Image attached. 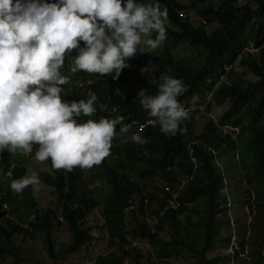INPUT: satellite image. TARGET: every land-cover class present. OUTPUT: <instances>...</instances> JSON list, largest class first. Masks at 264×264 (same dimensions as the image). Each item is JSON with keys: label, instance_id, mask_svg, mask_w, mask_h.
<instances>
[{"label": "trees", "instance_id": "obj_1", "mask_svg": "<svg viewBox=\"0 0 264 264\" xmlns=\"http://www.w3.org/2000/svg\"><path fill=\"white\" fill-rule=\"evenodd\" d=\"M206 1L208 0L181 3L176 0H135L137 3L158 2L162 9L167 8L166 38L162 48L148 51L142 57L136 54L129 59L126 63H135L136 71H129L126 67L121 72L122 79L119 77L118 80H113L114 73L101 76L77 71L73 74L70 69L74 61L66 55L60 71L69 77V83L62 86L63 89L70 90L72 87L79 99L85 101L89 98V93L97 96L95 102L97 111L90 117H84L97 121L105 116L115 118L110 117L107 112L116 104L121 114L119 116L124 117L122 121L124 125L131 123L133 119L145 122L152 117L142 109L136 97L142 88L148 94L155 95L161 73L182 79L186 90L178 97L179 102L183 106H186L185 102L193 105L192 98L196 96L198 97L196 106L202 103L205 94L218 83L220 70L224 65L231 66L228 71L229 83H223L216 91L217 100L221 102L227 97L235 100L234 106L242 108L243 112L252 108H264V46H262L264 37L256 42L255 47L258 48L256 55L242 54L246 45V41L242 39L244 37L242 27H248L256 14L258 19L252 23L250 32L264 34V0H251L241 5H238L237 0L208 3L206 8L199 9V14L205 19L206 24L218 23L212 32L206 29L204 23L195 27L190 18L184 17L181 13L191 7L198 8L199 3ZM186 42L193 49H199V55L187 59L188 51L180 49ZM177 51H183L182 57H174L173 53ZM247 74L251 75L249 79L244 78ZM78 81H92V88L89 86H83L82 89L74 88ZM120 89L123 93L118 92ZM190 116L189 120L182 122V131L175 135L161 133L158 123L147 124L142 132L147 143L143 145L133 144L127 139L136 133V128L129 129L125 136L119 133L120 125H117L115 138L125 140L120 150L122 158L119 164L127 165L133 174L141 177L159 175L164 182L169 181L171 184L178 182L182 175L193 177L179 196V208L167 210L157 228L152 229L144 219L146 209L142 200L138 204V210L125 211L138 181L130 178V181L124 184L109 183L112 181L107 176L110 159L105 158L96 168L93 166L94 176L98 177V174L103 173L109 181L105 183L101 181L105 189H109L104 196L102 213L120 231L119 241H111L113 249L108 254H99L94 264H124L125 256L130 254V250L125 249L129 237L146 239L155 244L156 247H160L158 252L166 259H178L185 252L195 257L198 264H220L226 259L223 253L209 254V251L218 246L223 247V244L229 247L231 243V233L227 236L224 229H220L222 220L215 216L227 212V207L222 202V190L230 177L231 180L234 178L222 171L224 166L219 158L224 154L223 146L219 145L217 153H213L206 148L205 135L194 133L196 117L199 116L198 110L192 111ZM251 120L254 123L259 122L256 118ZM185 135L198 142L189 147ZM239 143L242 150L255 156L264 165V135L253 132L247 126ZM123 152L127 157H123ZM192 157L196 158L197 167ZM26 161L27 159L17 152L9 153L6 150L0 152V164L7 168L5 172L10 169L11 176L10 180L5 181L0 171V264H3L5 257L8 256H12L16 264L22 259H34V251L32 249L28 251V247L24 245L25 239L32 241L42 239L48 255L53 260H58L70 252H78L82 248L81 244L91 245L95 239L91 232L92 226L87 223V215L95 217V202L88 195L87 189L83 188L85 174L82 169L76 167L71 172L56 170L52 167L51 160H47L50 171H45L42 178L57 194L58 205L61 208L58 212L53 205L40 207L32 187L19 194L11 190L10 182L27 174ZM233 187L234 183L229 188ZM151 199L161 202L157 194H152ZM260 201L264 203V194ZM5 203L8 204L13 217L4 208ZM153 211L157 213L156 210ZM258 213L261 220L258 234L264 240V207H258ZM55 225H67L73 234L72 241L66 246L59 248L55 246L52 237ZM227 227L230 230V226ZM239 244H243V241L241 240ZM250 244L256 264H264V243L252 241ZM131 248L134 259L140 262L141 253L138 247L131 243Z\"/></svg>", "mask_w": 264, "mask_h": 264}, {"label": "clouds", "instance_id": "obj_2", "mask_svg": "<svg viewBox=\"0 0 264 264\" xmlns=\"http://www.w3.org/2000/svg\"><path fill=\"white\" fill-rule=\"evenodd\" d=\"M242 1L237 0L238 5L244 4ZM184 12L188 16L186 10L181 13ZM257 19L256 14L248 27H242L244 33L242 39L246 41L242 54L258 50L255 47L256 42L264 37V34L250 32L252 23ZM167 20V8L162 9L158 2L0 0V152L5 150L9 153L17 152L27 159V167L29 160L34 157L40 162H47L50 159L54 169L69 172L76 167L82 171L93 166L96 168L105 158L110 159L107 176L112 181L109 182L107 177L100 173L98 177L95 176L96 181L90 184L89 188L101 186L105 189L101 181L124 184L131 178L138 182L125 211H133L134 209L130 211L132 205L138 210V204L142 200L145 209L146 205L151 208L158 206L159 208L151 209L158 212L172 193H175L176 199L180 201L181 192L193 176L179 177L175 184L166 181L157 186L158 191H151L146 181L151 179L163 181L162 177L159 175L141 177L133 174L127 165L119 164L122 158L120 150L125 140L115 138L117 125H120L119 133L125 136L129 129L136 128V133L127 139L133 144L143 145L147 143L146 137L142 134L147 124L158 123L161 133L175 135L182 131V122L189 120L190 113L196 109L199 115L196 117V126L198 124L201 133L205 135L206 148L217 153L219 145L223 146L224 154L219 155L224 160L222 171L234 178L231 180L230 177L222 190V202L227 207V212L220 213L221 216L217 215L222 222H226L224 231L227 236L231 233L229 247L234 246L233 237L236 229L232 226L231 219H240L239 229L243 236H246V233L250 234L253 226L257 225L259 228L258 225L261 223V220L259 222L253 220L258 214V207H264V203L260 201L264 194V165L255 156L242 150L239 139L242 140L247 126L253 132L264 135V108H252L243 112L242 108L234 106L235 100L232 101L228 97L221 102L217 100L216 91L223 83H229L224 77L229 73L230 65H224L220 70L218 83L205 94L202 103L196 106L198 100L196 96L192 98L193 105L185 102L186 106H183L179 102L178 97L186 90L182 79L161 73L155 95L148 94L142 88L136 97L142 109L152 117L143 123L133 119L131 123L124 125L122 123L124 117L119 116L121 114L116 104L107 112L110 117L115 118L105 116L98 121L87 119L84 116L90 117L97 111L95 106L97 96L94 93H89L86 101L76 96V100L70 103L61 95L68 91L62 86L69 83V77L63 75L60 69L64 66L65 56L73 50L77 53L70 69L73 74L77 71L101 76L114 73L112 79L118 80L122 70L128 67L126 62L129 59L136 54L142 57L147 53L140 47L141 45L156 49L166 38ZM203 23L206 24L205 19ZM250 46L254 49H250ZM118 92L123 93L121 89ZM214 106L216 111L213 110ZM83 118L87 120L79 122ZM253 118L259 122H252ZM235 132L237 135L233 136ZM185 138L189 147L198 142L189 135H185ZM234 149H237L239 154V160L236 162L233 161ZM124 156L127 157L123 152ZM192 161L197 167L195 157H192ZM1 170L3 179L10 180V169L5 172L6 168L2 165ZM27 174L10 182V188L14 193H22L28 187L38 190L41 183L38 173ZM184 180L187 181L182 185ZM233 183L234 187L230 189ZM168 187L170 190H167ZM87 192L92 197L89 191ZM108 192L109 189H106L104 196ZM152 194H157L161 202L153 201ZM3 206L10 214L8 204L5 203ZM238 209L241 211L233 217ZM148 210L150 209L147 208L146 213ZM90 216L87 215V223ZM246 216H250L249 221L245 220ZM105 228L107 229L106 223ZM111 231L107 229L110 237ZM91 232L95 236L91 244L93 245L98 237L93 232V227ZM117 238L112 241L118 242L119 237ZM134 240L137 239L129 237L126 250L130 249L131 243H139H134ZM123 244L124 242L121 245ZM239 254L238 249L235 255Z\"/></svg>", "mask_w": 264, "mask_h": 264}, {"label": "rangeland", "instance_id": "obj_3", "mask_svg": "<svg viewBox=\"0 0 264 264\" xmlns=\"http://www.w3.org/2000/svg\"><path fill=\"white\" fill-rule=\"evenodd\" d=\"M181 3H190L192 0H176ZM220 0H208L205 3H199L198 8H188L186 11L188 13V17L190 18V21L195 27H199L203 24L204 18L202 15L199 14V9H204L207 7L208 3H217ZM251 2V0H243L242 3L246 2ZM168 23V20L167 22ZM218 23L212 22V23H207L204 26L209 32H212L214 29L217 28ZM155 37V33L152 34V38ZM164 45V40L160 43V45L156 49H150L147 48V46L141 45L140 47L145 51H155L160 48H162ZM251 47V46H250ZM180 49H183V51H188L186 58L190 59V57H193L195 55H199L200 50L199 49H193L189 43H184ZM250 49H254L251 47ZM183 51H177L174 52L173 55L174 57L180 58L183 55ZM252 53L255 55L257 54V50H253ZM76 51L73 50L71 53L68 54V56L74 61V57L76 55ZM203 59V57H201ZM135 63H128L127 69L129 71H134L136 69ZM241 69V68H240ZM141 71L143 70L142 68L140 69ZM136 71V70H135ZM251 75L247 74L244 78L249 79ZM229 80V75L226 74L224 77V80ZM222 80V81H224ZM92 82V81H91ZM91 82H84V81H78L76 84V87L82 89L83 86H89L91 87ZM221 84V83H220ZM63 99L67 102H72L76 100V94L73 91L72 87L68 91H64L62 94ZM68 97V100H67ZM213 110L216 111V106L213 107ZM77 120V118H75ZM86 118H83L79 122H84L86 121ZM194 133L198 134L201 133L200 126L197 124V126L194 128ZM237 132L233 133V136H236ZM234 159L233 161L236 162L239 160V154L237 152V149H234ZM219 161L223 163L224 165V160L222 157L219 158ZM2 165H0V171ZM7 169V168H6ZM45 171H50L49 165L46 161L40 162L34 158L29 160V167H28V174L30 175L32 172L38 173L41 183L38 186V190H33L34 195L36 196V199L38 201V204L40 207H45L47 205H53L58 212L61 211V208L58 205V200H57V194L54 191V188L48 186L43 178L42 174ZM83 172L85 174V184L84 188L89 191V193L92 195V197L95 199V208H94V213L95 217L90 216L88 218V224L93 227V232L97 234V240L95 243L91 245H82L81 244V249L78 252H70L66 255H63L60 257L58 260H53L47 253V250L45 249V246L43 245L42 239H38L35 241L25 239L24 245L28 247L29 249H32L34 251V259H22L19 264H94L95 258L99 254H108L112 250V245L111 241L118 239L120 231L118 230L117 227H114L113 223L110 222L105 218V215L102 213V208L104 204V193L105 190L104 188H89L90 184H93L96 181V177L93 174V169H83ZM3 173V172H2ZM183 176V175H182ZM146 183H148L149 189L151 191H158L157 186H160L164 184V181H161L159 179H151L147 180ZM241 209H238L235 211L233 214V217L239 214ZM60 214V213H59ZM218 216H221V214ZM215 216V217H218ZM246 221H249L250 216L244 217ZM259 213L254 216L253 221L259 222ZM105 223L107 224V229L112 230L111 234L112 237L108 235L107 229L105 228ZM239 223L240 219H231V224L232 226L236 229V233L233 237V242L235 245L226 247L225 244H223V247H216L215 249H212L209 251V254H217V253H223L226 255V259L222 261L220 264H256L255 259L253 258V250L251 248V242H259V243H264V240L262 237L258 234V227L257 225L252 227V232L250 234L246 233V236H243L240 229H239ZM226 225V222H222L221 224V230L224 229V226ZM264 227V226H263ZM52 237L53 241L55 243V246L57 248L61 246H66L69 244L72 239H73V234L69 231L67 228V225L63 226H58L55 225L53 227L52 231ZM240 240L243 241V244H239ZM138 244H133L138 247L141 256H140V262L134 259V254L131 249L130 254L128 256H125L124 258V264H198L197 260L195 257L189 255L188 253H183L181 257L178 259H169V258H164L161 256V252H158V249L160 247H156L155 244H151L148 240L146 239H137L134 240V243ZM240 250V254L238 256L235 255L236 249ZM127 249V248H126ZM3 264H16L14 258L11 256L5 257V261Z\"/></svg>", "mask_w": 264, "mask_h": 264}, {"label": "built area", "instance_id": "obj_4", "mask_svg": "<svg viewBox=\"0 0 264 264\" xmlns=\"http://www.w3.org/2000/svg\"><path fill=\"white\" fill-rule=\"evenodd\" d=\"M183 16H186L185 12L183 13ZM186 181L187 180L182 181L183 182L182 185H184ZM167 190H170V188L168 187ZM176 198H177L176 194L172 193L171 196L167 199V202L164 205V207L161 209H158L157 213L153 212L151 209L152 208H159L158 206H152V208L149 205L145 206L146 209L148 208L150 210H148L147 213L144 215V219L151 226L152 229L157 228L162 215L167 210H169L170 208L176 209L179 207L180 201H178V199H176ZM135 208H136L135 205L130 206V211L133 209L135 210Z\"/></svg>", "mask_w": 264, "mask_h": 264}]
</instances>
